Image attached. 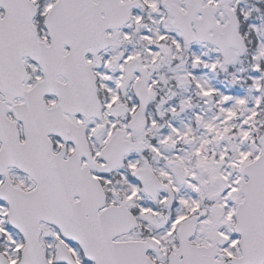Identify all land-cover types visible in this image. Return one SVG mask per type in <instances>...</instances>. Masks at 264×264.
Returning <instances> with one entry per match:
<instances>
[{
    "label": "snow or ice",
    "instance_id": "obj_1",
    "mask_svg": "<svg viewBox=\"0 0 264 264\" xmlns=\"http://www.w3.org/2000/svg\"><path fill=\"white\" fill-rule=\"evenodd\" d=\"M0 264H264V0H0Z\"/></svg>",
    "mask_w": 264,
    "mask_h": 264
}]
</instances>
